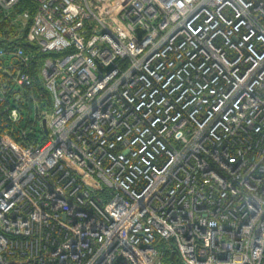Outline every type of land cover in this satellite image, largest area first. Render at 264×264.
<instances>
[{"label":"built area","instance_id":"obj_1","mask_svg":"<svg viewBox=\"0 0 264 264\" xmlns=\"http://www.w3.org/2000/svg\"><path fill=\"white\" fill-rule=\"evenodd\" d=\"M20 1L0 264H264V0Z\"/></svg>","mask_w":264,"mask_h":264},{"label":"trees","instance_id":"obj_2","mask_svg":"<svg viewBox=\"0 0 264 264\" xmlns=\"http://www.w3.org/2000/svg\"><path fill=\"white\" fill-rule=\"evenodd\" d=\"M28 7L30 10H31V13L34 11L35 9V3L33 0H21L20 3L18 4V8L19 9H24ZM10 27L11 30L9 31H12L13 27L11 26H8ZM43 57L42 54H38L37 55V58L38 60H41V58ZM43 103L39 101V105H42ZM3 106L4 104L0 105V112L3 110ZM23 107H25V109H23V112H22V117L19 121L18 124H16V130L15 132L13 133L14 137L17 138L18 136V131L20 132V129H28L29 128V125H30V122L32 121V110H31V105L30 103H24L22 104ZM3 114V112H1ZM1 119H3L4 121L5 120V117L3 115L0 116ZM40 130V128L38 129H34V131H31V133L29 134V138L32 137H36L37 134L36 132H38Z\"/></svg>","mask_w":264,"mask_h":264},{"label":"water","instance_id":"obj_3","mask_svg":"<svg viewBox=\"0 0 264 264\" xmlns=\"http://www.w3.org/2000/svg\"><path fill=\"white\" fill-rule=\"evenodd\" d=\"M43 125L45 126V119H43Z\"/></svg>","mask_w":264,"mask_h":264}]
</instances>
